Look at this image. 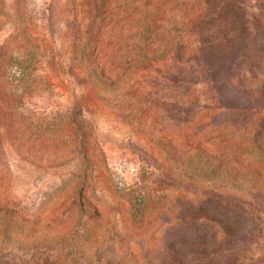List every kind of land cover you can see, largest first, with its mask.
<instances>
[{
  "label": "rangeland",
  "instance_id": "rangeland-1",
  "mask_svg": "<svg viewBox=\"0 0 264 264\" xmlns=\"http://www.w3.org/2000/svg\"><path fill=\"white\" fill-rule=\"evenodd\" d=\"M0 264H264V0H0Z\"/></svg>",
  "mask_w": 264,
  "mask_h": 264
}]
</instances>
